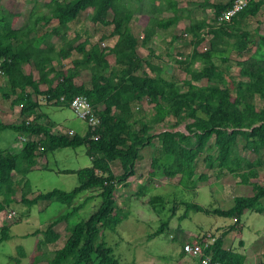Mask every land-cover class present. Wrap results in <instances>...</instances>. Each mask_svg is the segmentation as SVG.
Instances as JSON below:
<instances>
[{"label": "trees", "instance_id": "trees-1", "mask_svg": "<svg viewBox=\"0 0 264 264\" xmlns=\"http://www.w3.org/2000/svg\"><path fill=\"white\" fill-rule=\"evenodd\" d=\"M260 2L250 0L231 22H217L205 17L188 18L192 49L175 64L183 72V77L168 78L163 76L162 62L152 48V38L156 30L168 28L183 19L177 0H159V4L167 5L172 13L166 18H158L154 13L155 5L147 0H48L45 3L32 0L30 10L25 13L0 5V70L4 76H0V110L9 99L11 104L20 106L21 114L33 110L37 103L30 91L64 107H68L72 96L82 94L99 118L98 138L95 140L87 131L81 135L61 129L53 134L50 129L30 125L23 120L17 124L0 120V132L11 130L18 133L22 143L17 153L9 150L0 153V211L10 204L16 192L11 182L12 171L24 176L34 163L36 149L45 157L58 149L83 147L90 161L88 166L75 170L49 169L55 174L76 177L77 185L69 191L53 188L25 198L29 183L26 179L22 182L20 197L28 207L38 201L53 200L69 208L47 223L44 229H35L25 236L41 234L39 244L53 243L58 239L55 226L67 223L81 207L82 204L72 205L79 193L97 191L100 198L99 204L86 218L73 225H65V241L53 251L46 264H133L120 262L100 235L101 230L115 228L125 217L113 209L116 184H123L133 176L135 162L144 156V149L151 145L153 138L159 142L161 155L151 158L149 173L152 175H178L180 183L192 180L194 156L205 152L212 139L210 147L214 152H207L203 157L208 170L229 173L242 184L256 178L259 159L251 161L249 157L238 154L235 147L242 142L256 155H264V105L256 106L253 102L255 98L264 100V58L251 55L237 62L238 79L234 82L233 91L226 85L217 63L227 61L218 54L228 48L238 55L251 50L254 42L252 32L240 21L254 16ZM230 3L231 0L215 1L212 4L214 14ZM44 8L50 11L49 16ZM87 9L90 10L89 20L107 26L108 31L94 41L68 37V25L78 21L81 12ZM143 12L147 22L138 27L136 13ZM16 16H20L22 22L13 27L12 19ZM51 20L56 22L52 28L48 26ZM206 26L211 28L212 37L209 49L203 51L198 46V37L200 29ZM53 36L59 40L56 47L48 45ZM104 39L112 40L110 48L101 46ZM138 46L146 49V56L137 54ZM72 52L78 53L79 58L70 59ZM108 55L114 59L109 68L104 61ZM66 59H70L74 72L87 74L86 87L74 84L71 77L55 68L57 63ZM26 66H29L27 72ZM40 85H45L44 91H39ZM60 96H63V101L59 100ZM142 99H157L153 107L162 108L152 110L141 120L132 119V106ZM166 117L173 118L174 122L165 124ZM180 123H183L185 132L176 129ZM162 125L165 130L156 133V127ZM30 134H37L36 139L30 140ZM164 158L165 162L162 161ZM115 160L121 168L118 175H114L109 166ZM262 197L264 185L249 196H234L227 209L204 207L192 202L183 204L194 212L232 217L237 223L246 210L263 211L260 205ZM7 230L8 227L0 228V242L9 238ZM211 248L214 260L223 264L243 263L241 253L224 248L222 236L215 238ZM15 252L17 256L10 259L13 264H20V258L24 256L23 247L17 246ZM25 264H38V260L35 258Z\"/></svg>", "mask_w": 264, "mask_h": 264}, {"label": "rangeland", "instance_id": "rangeland-1", "mask_svg": "<svg viewBox=\"0 0 264 264\" xmlns=\"http://www.w3.org/2000/svg\"><path fill=\"white\" fill-rule=\"evenodd\" d=\"M46 1L48 0H39L41 3ZM215 1L217 0H180L184 5L187 4L184 12L186 17L184 20L181 19L182 26L186 23L187 16L211 19L215 15L212 7ZM0 5L2 7L7 5L12 10L25 13L30 10L32 0H1ZM44 12L48 16L50 15V11L46 8H44ZM160 12L162 14V11ZM88 16V9L82 11L78 22L75 20L70 23L67 31L73 34V28H76L79 25L78 23L81 22V26L77 27L78 30L92 34L96 38L105 35V29L107 28L108 31V27L92 23ZM21 22L22 18L16 16L12 19V26L17 27ZM240 22L252 32L254 42L251 50L248 53L238 55L228 48L225 52L218 54V56L227 59L222 63L218 61L217 64L220 65V70L224 74V81L227 82L226 85L230 91H233L234 82L236 83L238 79L239 68L237 62L251 55L258 59L264 58V0H261L259 9L254 16L243 18ZM55 24L56 22L51 20L48 26L51 28ZM182 29L181 25L177 28L181 32ZM191 42V37H183L180 33L176 35V39L170 45L172 52L167 53L171 64L165 67L166 69L163 71L165 76L183 77V72L175 64L177 63L176 60L182 61L190 53L192 49ZM104 44L107 47V43ZM177 57H180V59ZM105 64L109 68L108 63ZM26 71H29V68ZM68 71L72 74V77L81 74L74 72L72 65ZM0 76L4 78L3 74ZM30 94L37 103L33 110L21 114L20 106L11 104L9 99L5 103V110H0L1 121L17 124L23 120L33 126H43L50 129L51 132L53 131L52 127L59 123L62 124H59V127L66 130H69L66 128L69 126L76 128L78 131H80V128H84L78 119H73L74 116L68 107L56 105L53 101H46L45 96H35L32 91H30ZM13 97L10 96V98ZM156 101L157 99H153L146 102L142 99V101L135 103L134 105L138 108L133 109L132 107V111L138 110L140 106H142V109L139 112L134 111L132 119L141 120L148 116L152 110H160L162 106L153 107ZM253 102L256 106L264 105V100L261 99L255 98ZM176 128L184 131L183 123H180ZM36 137L37 134H30V140H35ZM211 142L212 139L207 143L205 152H200L194 156L192 164L193 184L192 180L180 183L178 175L167 177L161 173L153 175L149 173L151 170L148 163L149 159L152 156L158 158L161 155L157 138H153L151 145L145 147L144 159L141 162L142 164L140 163L137 166L135 176L133 174L124 182L125 184H116L113 209L114 212H118L119 215L125 217H122L115 228L101 230L100 236L107 245L112 247L113 253L120 262L177 264L178 255L176 256V252L179 240L183 234L193 233L195 234L193 239H200L207 234L215 238L222 236L223 242L226 244L225 248L241 254L243 252L245 256L249 257L246 264H264V213L258 214L254 210H246L244 215L241 216L240 222L236 223L232 217L194 212L191 209H186L183 204L184 202H192L204 207L226 209L229 205L226 202L233 192L240 195L251 194L264 183V173L260 169L258 177L252 180L250 184L242 187L234 186V183H238V179L231 174L229 175V173L217 169L208 170L204 165L203 157L207 152H214V149L210 147ZM21 145L18 133L11 130L0 132V153L5 150L17 153L20 151ZM235 151L244 157H249L251 161L264 157L261 153L256 155L246 148L242 142H238ZM263 160L264 158L262 162ZM33 161V165L24 176L15 171L11 173V182H13L16 192L10 204L0 211V228L8 227L7 232L9 235L8 239L0 242V264H13L10 258L17 256L15 252L17 246H22L24 251V256L20 258V264L31 262L35 258H37L38 264H46V260L51 257L53 251L61 247L65 241L67 236L65 225H73L83 220L93 210L91 207L94 205V201L86 203L79 201L80 196L83 198L82 195H79L72 202V205L82 204L78 209L79 211L73 213L67 223L61 222L59 226L55 227L59 234L55 242L39 244V240L42 238L41 234L25 237L35 229H44L47 223L64 214L69 208L53 200L38 201L28 207L21 201L20 197L22 182L26 179L29 183L25 198H31L38 192H46L53 188L69 191L77 185L76 177L72 174L58 175L52 173V171L50 172L49 169L75 170L90 164L83 147L58 149L45 157L39 155V150L36 149ZM162 161L165 162L166 159L164 158ZM109 166L114 175L120 174L121 168L117 160L112 161ZM120 188H123L124 192H120ZM238 189H240V192H237ZM98 200H100L99 197L95 200L96 203ZM260 205L264 208V197L260 199ZM171 208H173V211H171ZM9 211H13V216L6 218ZM253 216L256 218L254 223L249 221ZM254 228H257L256 232L259 233L255 237L249 232L250 229ZM259 236L260 242H257L256 239ZM72 257L73 255H71Z\"/></svg>", "mask_w": 264, "mask_h": 264}, {"label": "crops", "instance_id": "crops-1", "mask_svg": "<svg viewBox=\"0 0 264 264\" xmlns=\"http://www.w3.org/2000/svg\"><path fill=\"white\" fill-rule=\"evenodd\" d=\"M148 2H150V3H152V4H154L155 5V8H154V13H155V15L158 17V18H166V17H170V16H172V13H171V11H170V9H169V7L167 6V5H165V4H163V5H160L159 4V0H147ZM177 5H178V7H180L181 9H182V11L180 12V14L183 16V19L182 20H184L185 19V17H186V14L184 13L185 11H186V6H187V4H183V3H181L180 2V0H177ZM184 8H185V10H184ZM88 11L90 12V10L88 9ZM160 11H162V14H161V12ZM46 14V13H45ZM47 15V14H46ZM136 16H137V19H136V26H138V27H143L145 24H146V22H147V16H146V14L143 12V13H136ZM188 18H190V17H193V16H187ZM195 17V16H194ZM188 18H187V20H186V23L184 24V26H182L183 25V23L181 24V22H182V20H180V21H178L175 25H172V26H170V27H168V28H165V29H160V30H156V32H155V35L153 36V38H152V48L154 49V51H155V53L158 55V57H159V60H160V62H162V65H161V68H162V73H163V71H164V69H166L165 67H168L171 63H170V60H169V57H168V55H167V53H171L172 51V47L170 46L171 45V43L176 39V35L178 34V33H180V34H182V32L183 31H187V32H190L189 31V26H188ZM79 20V19H78ZM78 22V21H77ZM79 25L77 26V27H79V26H81V22H79L78 23ZM180 25H181V28H183L182 29V32L179 30H177V28L178 27H180ZM55 26V25H54ZM53 26V27H54ZM73 28V34H70V32H68L67 31V36L68 37H74V36H78V39H79V41H83L84 39H89V40H92V41H94V40H96V39H98V37L96 38V36H92V34H87L86 32H84V31H81V30H78V28ZM52 28V27H51ZM105 29V28H104ZM107 32V28L105 29V33ZM112 40H109V39H104L103 41H101V42H103V43H107V47L106 48H110L111 46H112V42H111ZM59 44V40H58V38H56V37H52L51 39H49L48 40V45H52V46H57ZM136 52H137V54L140 56V57H144V56H146V54H147V51H146V49L144 48V47H141V46H138L137 48H136ZM73 58H79V54L78 53H75V52H72L71 53V56H70V59H73ZM70 59H66V60H64V61H61V62H59V63H57L56 65H55V68L57 69V70H61L66 76H68V77H72L71 75L72 74H70L69 73V67H71V63H70ZM104 61H106V63H108V66L109 67H111V65L113 64V62H114V59L111 57V56H106L105 57V59H104ZM105 66H106V64H105ZM28 68H29V66H26L24 69H25V71L26 70H28ZM173 68H175L174 66H173ZM27 72V71H26ZM66 72H67V74H66ZM51 75V74H50ZM163 76L165 77V78H168L167 76H165V74L163 73ZM171 76V75H170ZM169 76V77H170ZM3 80V79H2ZM4 81V80H3ZM72 81H73V83L74 84H76V85H83L84 87H86L87 86V81H88V76H87V74L85 73H81V74H79V75H76L75 77H72ZM52 83H54V81L52 82ZM45 85H40L39 86V91H44L45 90ZM28 90V89H27ZM33 99V98H32ZM142 101V100H141ZM144 101H148L147 99H144ZM7 103V102H6ZM140 103H143V102H140ZM133 107V109L135 108V109H137L138 108V106H135V105H133L132 106ZM5 108H6V104L4 103L3 104V106H2V111H4L5 110ZM10 108V107H9ZM141 109H142V106H140V108L138 109V110H134L135 112H139V111H141ZM133 111V112H134ZM73 119H76L75 117H73ZM1 120V119H0ZM79 120V119H78ZM81 123H82V125L84 126V128L82 129V128H80V131H78L76 128H74V127H71V126H69V127H66L67 129H69V130H72V132H77V133H79V134H84L85 132H86V127H85V124L81 121V120H79ZM3 122V121H2ZM174 122V119L173 118H171V117H166L165 118V124H171V123H173ZM3 123H5V122H3ZM55 124V123H54ZM60 125H62L61 123H59ZM59 124H55L53 127H52V129H53V131H52V133L53 134H57L62 128L61 127H59ZM164 125V124H163ZM157 126L156 127V129H155V131H157L159 128H161V127H164V126H166V125H164V126ZM51 127V126H50ZM159 127V128H158ZM60 128V129H59ZM165 128V127H164ZM56 129V130H55ZM177 129V128H176ZM68 130V131H69ZM178 130V129H177ZM56 131H58V132H56ZM19 135V134H18ZM20 137V136H19ZM154 155V154H153ZM153 157V156H152ZM151 157V158H152ZM151 158L149 159V161H148V163H149V165H150V160H151ZM264 157H259L258 159H260L259 160V165L256 167V170H257V176H256V178L258 177V175H259V173H260V171H259V169L261 170V172L262 173H264V160H263V162H262V159H263ZM143 159H144V157H142L141 159H139V160H137L136 162H135V164H134V176H135V170H136V168H137V166H139L140 165V163L143 161ZM194 161V160H193ZM111 163V162H110ZM142 164V163H141ZM51 172V171H50ZM58 175H61V174H58ZM230 175V174H229ZM255 179V178H254ZM254 179H250V182L248 183V184H250L251 183V181L252 180H254ZM264 180V179H263ZM127 183V182H126ZM123 184H125V183H123ZM248 184H242V183H240L239 181H238V183H234V186L235 187H242V186H244V185H248ZM263 185H264V183H263ZM234 191V190H233ZM120 192H124V189L123 188H120ZM237 192H240V189H238L237 190ZM252 194V193H251ZM251 194H246V195H240L239 193H234L233 192V194L231 195V197L227 200V204H229L228 206H227V208H229L231 205H232V203H233V197L234 196H249V195H251ZM79 195H82L83 196V198H81V196H80V199H79V201L81 200L82 202L84 201L85 203L86 202H91L92 200L94 201V205L91 207L92 209H94L95 207H96V205H97V203H99L100 202V200H98V202L96 203V201L95 200H97V198H98V196H97V191H82L81 193H79L76 197H79ZM85 200H87V201H85ZM46 203V202H45ZM84 203V204H85ZM95 203H96V205H95ZM80 204V203H79ZM76 205H78V204H76ZM83 208V207H82ZM81 208V209H82ZM226 208V209H227ZM222 209V208H221ZM79 211V210H78ZM246 211H244L243 212V214L242 215H244V213H245ZM262 213H264V208H263V212H261V214ZM259 214V213H258ZM247 216H249V215H247ZM254 219H256L254 216L252 217V218H250L249 219V221H251V222H253L254 223ZM240 222V221H239ZM60 224V223H59ZM59 224H57L58 226H59ZM56 225V226H57ZM240 225V224H239ZM55 226V227H56ZM255 229V230H254ZM254 229H250V233L252 234V236L253 237H255L257 234H259L258 232H256V230H257V228H254ZM55 231H57L56 229H55ZM58 232V231H57ZM194 236H195V234H193V233H187V235H185V234H183L182 235V237H181V239L179 240V243H178V247H177V252H176V256H177V264H197V261H196V259L195 258H193V257H191V256H188V255H185L182 251H181V243L182 242H186V241H190V240H193V238H194ZM242 241V240H241ZM255 241V240H254ZM256 241L258 242H260V236L256 239ZM223 246H226V244H224V242H223ZM225 248V247H224ZM228 249V248H227ZM242 255H243V257H244V260H243V263L242 264H246V261H247V259L249 258L248 256H245L244 255V253L242 252Z\"/></svg>", "mask_w": 264, "mask_h": 264}, {"label": "built area", "instance_id": "built-area-1", "mask_svg": "<svg viewBox=\"0 0 264 264\" xmlns=\"http://www.w3.org/2000/svg\"><path fill=\"white\" fill-rule=\"evenodd\" d=\"M249 1L250 0H231V3L227 8L220 10L217 14L211 17V19H214L217 22H231L233 16H235L237 12L244 9ZM210 30L211 28L206 26L199 31V46L203 51H207L209 49V40L212 37V33ZM182 36L187 38L190 37V34L187 31H183ZM101 46L103 48H106L103 42H101ZM177 58L180 59V57ZM2 74L3 73L0 70V75ZM59 100L63 101V96H60ZM68 108L76 119L81 120L85 124L86 131L89 133L90 138L94 140L97 139L99 118L88 99L82 94L74 95L68 101ZM164 130L165 128L161 127L156 131V133ZM179 130L182 131L181 129ZM69 132H72V130H69ZM21 139L23 140V137H21ZM12 216L13 211L7 212L6 218H10ZM214 240L215 237L207 234L200 239H193L183 242L181 245V251L185 255L195 258L197 264H223L212 258L211 246L213 245Z\"/></svg>", "mask_w": 264, "mask_h": 264}]
</instances>
